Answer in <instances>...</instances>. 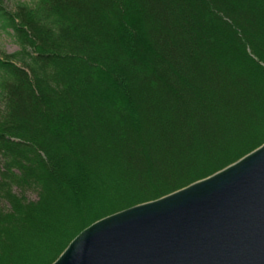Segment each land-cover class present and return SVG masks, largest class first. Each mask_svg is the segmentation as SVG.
Wrapping results in <instances>:
<instances>
[{
  "label": "trees",
  "instance_id": "trees-1",
  "mask_svg": "<svg viewBox=\"0 0 264 264\" xmlns=\"http://www.w3.org/2000/svg\"><path fill=\"white\" fill-rule=\"evenodd\" d=\"M0 28V264L264 142V0L0 2Z\"/></svg>",
  "mask_w": 264,
  "mask_h": 264
},
{
  "label": "water",
  "instance_id": "water-1",
  "mask_svg": "<svg viewBox=\"0 0 264 264\" xmlns=\"http://www.w3.org/2000/svg\"><path fill=\"white\" fill-rule=\"evenodd\" d=\"M51 264H264V142L79 231Z\"/></svg>",
  "mask_w": 264,
  "mask_h": 264
},
{
  "label": "rangeland",
  "instance_id": "rangeland-1",
  "mask_svg": "<svg viewBox=\"0 0 264 264\" xmlns=\"http://www.w3.org/2000/svg\"><path fill=\"white\" fill-rule=\"evenodd\" d=\"M20 1H31V0H0L2 5L7 10H13V7L17 2ZM18 43L15 41L13 36L11 35L10 29H2L0 28V56L1 54H11L17 51ZM1 107V106H0ZM26 197L29 199H36V193L32 190L26 192Z\"/></svg>",
  "mask_w": 264,
  "mask_h": 264
}]
</instances>
